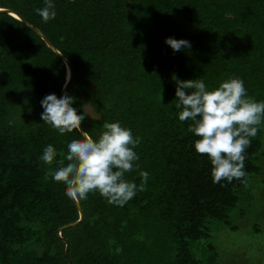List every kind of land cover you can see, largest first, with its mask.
<instances>
[{
    "label": "trees",
    "instance_id": "trees-1",
    "mask_svg": "<svg viewBox=\"0 0 264 264\" xmlns=\"http://www.w3.org/2000/svg\"><path fill=\"white\" fill-rule=\"evenodd\" d=\"M56 16L35 12L44 0H0L39 29L68 60L65 91L94 139L106 122L140 137L139 160L125 178L146 190L123 206L98 192L77 200L40 159L51 144L57 160L74 130L61 135L41 120L40 101L56 94L65 67L18 19L0 12V264H213V224L228 215L244 186L213 183L206 156L194 150L190 121L178 119L176 79H203L209 89L236 77L264 101V0H52ZM166 37L190 48L174 51ZM89 106L90 113L85 111ZM259 132L245 152L255 173ZM50 167L56 168L54 162ZM246 176V177H247ZM224 185V186H222ZM63 237L68 243L64 254Z\"/></svg>",
    "mask_w": 264,
    "mask_h": 264
},
{
    "label": "clouds",
    "instance_id": "clouds-1",
    "mask_svg": "<svg viewBox=\"0 0 264 264\" xmlns=\"http://www.w3.org/2000/svg\"><path fill=\"white\" fill-rule=\"evenodd\" d=\"M35 12L44 23L56 16L52 0H44V6ZM165 43L177 52L191 46L187 40L172 37H166ZM175 83L178 119L191 122L187 130L197 137L194 150L210 161L212 182L240 180L247 187L245 152L264 126V101L250 97L243 80L236 77L212 89L199 78L176 79ZM74 100L67 92L59 98L54 93L45 95L40 101L44 109L41 120L61 135L81 131L85 116L72 106ZM103 129L95 139L82 132L83 139L70 140L66 154L58 160L57 150L47 145L40 157L49 166L44 179L63 183L70 198L86 200L90 193L98 192L109 204L123 206L137 191L146 190L149 179L146 171L139 172V185L125 178L138 167L134 149L141 138H134L119 122H106ZM54 162L57 167H50Z\"/></svg>",
    "mask_w": 264,
    "mask_h": 264
},
{
    "label": "rangeland",
    "instance_id": "rangeland-1",
    "mask_svg": "<svg viewBox=\"0 0 264 264\" xmlns=\"http://www.w3.org/2000/svg\"><path fill=\"white\" fill-rule=\"evenodd\" d=\"M87 113L91 112L85 106ZM260 148L255 154L258 169L246 177L247 187L237 193L228 223H214L210 242L213 264H264V126L259 131Z\"/></svg>",
    "mask_w": 264,
    "mask_h": 264
},
{
    "label": "water",
    "instance_id": "water-1",
    "mask_svg": "<svg viewBox=\"0 0 264 264\" xmlns=\"http://www.w3.org/2000/svg\"><path fill=\"white\" fill-rule=\"evenodd\" d=\"M0 12L1 13H5L7 15H10V16L18 19L19 21H21L27 28H29L32 32H34L44 42V44L48 47V49L52 53H54L55 55H57L62 60V62L64 64V67H65V76H64V82H63V84H62V86H61V88L59 90V93H58V98L61 97L64 94V91H65V89H66V87H67V85L70 82L71 77H72V69H71V66H70L68 60L66 59V57L64 55H62L61 53H59L54 48V46L49 42V40L45 37V35L39 29H37L36 27H34L33 25H31L28 21H26L25 19H23L19 14H17L16 12L12 11L9 8H1V7H0ZM82 132H84L83 129H81V131H78V133L83 137ZM73 202H74V205H75V207L77 209L78 217L73 222H70V223L63 224V225L59 226L57 228V235L58 236H59V232H60L61 229L66 228V227H69V226L76 225L81 220V218H82V212H81V209L79 207V204H78L77 200L76 199H73ZM60 239L64 243V254L66 255L68 243H67V241H66L65 238L60 237ZM66 261H67V264H70V262H69L68 259H66Z\"/></svg>",
    "mask_w": 264,
    "mask_h": 264
},
{
    "label": "bare ground",
    "instance_id": "bare-ground-1",
    "mask_svg": "<svg viewBox=\"0 0 264 264\" xmlns=\"http://www.w3.org/2000/svg\"><path fill=\"white\" fill-rule=\"evenodd\" d=\"M67 73V72H66Z\"/></svg>",
    "mask_w": 264,
    "mask_h": 264
}]
</instances>
